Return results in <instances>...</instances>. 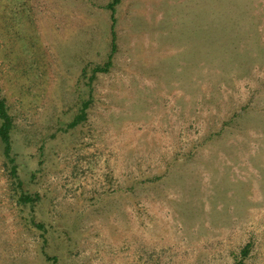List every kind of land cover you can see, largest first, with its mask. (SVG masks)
Listing matches in <instances>:
<instances>
[{
  "label": "rangeland",
  "instance_id": "obj_1",
  "mask_svg": "<svg viewBox=\"0 0 264 264\" xmlns=\"http://www.w3.org/2000/svg\"><path fill=\"white\" fill-rule=\"evenodd\" d=\"M111 1L0 0V264H264V0Z\"/></svg>",
  "mask_w": 264,
  "mask_h": 264
},
{
  "label": "trees",
  "instance_id": "obj_2",
  "mask_svg": "<svg viewBox=\"0 0 264 264\" xmlns=\"http://www.w3.org/2000/svg\"><path fill=\"white\" fill-rule=\"evenodd\" d=\"M120 3V0H112L107 7L111 10L112 13V19H113V26H112V51L115 52L116 48H117V44H116V31H115V22L116 19L114 17V13L116 10V6ZM112 65V56L110 57V59L104 64V65H99L96 66L93 69V74L89 77V83L90 85H92L93 80L97 77L98 73L101 72H107L109 71L110 67ZM91 105V99H86L83 103L82 106L79 110V112L77 113V115L75 116V119L70 123L71 127H74L76 125H78L79 123L83 122L84 120L87 119L88 117V109ZM0 138L4 144V152L5 155L9 158H11L13 160V141H12V131L14 129V119L13 116L10 112V108L9 105L7 104L6 99L1 95L0 93ZM13 165L11 167V174L12 176L15 177V179L18 178V167L17 164L15 163V160H13ZM19 184H21L22 182L19 180L18 181ZM19 200L24 203V204H28V203H35V198L34 196H32L31 194H21L19 196ZM251 250V244L248 243L246 244L241 253H242V259H240L238 261V264H243L244 259L249 255Z\"/></svg>",
  "mask_w": 264,
  "mask_h": 264
}]
</instances>
